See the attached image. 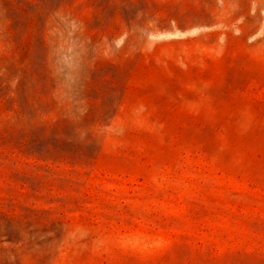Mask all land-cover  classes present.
Instances as JSON below:
<instances>
[{
    "label": "rangeland",
    "instance_id": "374dc122",
    "mask_svg": "<svg viewBox=\"0 0 264 264\" xmlns=\"http://www.w3.org/2000/svg\"><path fill=\"white\" fill-rule=\"evenodd\" d=\"M0 264H264V0H0Z\"/></svg>",
    "mask_w": 264,
    "mask_h": 264
}]
</instances>
